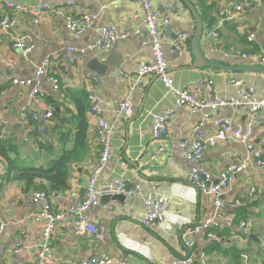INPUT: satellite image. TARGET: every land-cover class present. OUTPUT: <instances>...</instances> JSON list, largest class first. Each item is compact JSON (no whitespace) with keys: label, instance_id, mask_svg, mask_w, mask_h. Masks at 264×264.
<instances>
[{"label":"crops","instance_id":"obj_1","mask_svg":"<svg viewBox=\"0 0 264 264\" xmlns=\"http://www.w3.org/2000/svg\"><path fill=\"white\" fill-rule=\"evenodd\" d=\"M5 1L28 8L54 2ZM71 1L73 6L61 2L47 11L37 13L34 10L18 15L10 36L0 41V116L8 122L6 138L0 143L1 150L7 158L16 161V173L29 167H48L51 156L42 144H51L58 153L63 147L71 156L67 187L51 192L46 185L45 193L54 210H77L100 151L96 137L97 116L88 111L91 94L99 100L101 116L115 127L111 136V158L96 185L122 179L129 186H138L139 195L111 200L103 198L98 206L89 210V220L102 229L101 241L94 236L76 235L71 224L74 216L60 224L52 236L53 258L49 264H76L96 255H108L116 263L126 259L127 264H171L188 255L194 264H264V166L251 161L248 169L236 176L221 197L224 202H239L241 206L224 211L233 215V225L219 232L220 240L189 236L187 239L194 242V246L186 248L180 235L184 234V238L187 230L216 213L213 199L202 195L189 183L191 169L198 167L216 180L236 158L246 156L245 147L229 140L208 147L201 160L187 161L180 142L197 137L192 129L202 114L177 108L175 95L155 77H147L142 89L133 93L132 116L117 118L119 102L132 84L139 64L152 61L149 46H142L138 38L129 36L108 51L95 49L76 54L75 63L71 64L66 49L81 50L94 44L96 32L89 30L74 35L66 28V17L86 14L95 18V28L113 26L119 33L139 29L145 35L141 7L137 0ZM189 1L203 20L204 32L199 41L201 52L211 62L226 68H194L190 45L195 32L192 15L180 0H153V7L161 19L160 38L173 88L176 91L187 87L201 89L199 81L209 79L213 82L215 95L229 100L238 97V89L230 81L239 80L241 88L253 87L255 97L264 98V65L241 57L253 54L264 58V0L252 11L245 12H235V0ZM1 4L0 1V17L3 13ZM164 19L168 23H164ZM214 28L218 33L216 51L211 50L208 33ZM179 33L190 35L188 50L182 55L172 48L174 36ZM249 34L254 35L252 42L247 41ZM18 38L33 45L27 55L14 48V40ZM47 56L51 58L49 72L59 77L60 88L54 91L46 80H42L39 90L44 97L36 102L32 88L19 87L12 82L32 80L36 67ZM120 72L125 77H119ZM79 108L86 123L85 146H74L76 130L73 128L69 141L59 143V136L51 128L59 119L75 117L78 120ZM167 109H175V115L166 135L157 140L153 136L151 116ZM47 110L54 111L56 117L49 120L44 132H40L43 122L32 120V116L42 117ZM218 119L244 125L250 116L244 106L227 107L207 118L202 131L207 135L214 134ZM252 128V143L257 148L264 144V110L252 120ZM160 148L162 152H158ZM5 156L0 154V222L4 224L0 235V264H32L36 262L42 229V222L33 220L42 206L33 195L42 191L21 181H6L5 174L1 176L2 172H8ZM35 183L41 187L45 185L42 181ZM151 194L165 198L166 213L169 219L176 218V223L168 220L163 226L153 228L140 225L145 212L144 202ZM241 221H246L244 230L239 226Z\"/></svg>","mask_w":264,"mask_h":264},{"label":"built area","instance_id":"obj_2","mask_svg":"<svg viewBox=\"0 0 264 264\" xmlns=\"http://www.w3.org/2000/svg\"><path fill=\"white\" fill-rule=\"evenodd\" d=\"M3 9L0 17V41L3 37L10 36V31L13 26L15 18L24 12L47 11L54 6L63 2L67 6H73L71 0H54L49 4H42L37 8H28L21 4L0 0ZM143 13V28L145 35L139 29L131 30L128 33H119L113 26H100L95 28V18L83 14L81 16H73L71 14L66 17V28L74 35H82L83 33L94 30L96 32V41L94 44L86 46L81 50H76L71 47L66 49L68 60L71 64L75 63L76 54H84L87 51L102 50L108 51L112 49L119 40L127 37H136L139 39L142 46H149L152 54V61L150 63H140L133 78L132 84L128 87L126 95L120 100L118 105L117 118H130L132 116L131 97L136 90H141L144 86V80L147 77H155L176 97L177 108H187L191 113L202 114V118L193 127L192 133L197 134L196 138L187 139L180 142V147L184 152V156L189 162H196L203 158L208 147H215L216 145L232 140L242 144L246 150V156L243 158H236L235 161L229 164L217 177L216 180L210 174L203 172L198 167H193L189 174V183L195 187L202 195L209 196L213 199V208L216 213L207 219H204L199 224L187 230L182 242L185 241V247L192 249L194 242L189 241V236H200L207 240L219 241L222 230L230 228L233 225V215L224 213L228 208L235 209L241 206L239 202L227 203L221 197L228 191L230 184L235 180L236 176L245 172L251 161L255 162L257 166H264V144L257 148L252 143L253 128L252 120H254L258 113L264 110V98H256L253 87L241 88L242 83L239 80H231L230 83L237 87L238 97L229 100H222L215 95L213 90V82L211 80L202 79L198 85L201 89H192L187 87L182 91H176L173 88V80L169 76V63L165 57L163 50V43L160 38L159 21L161 20L158 13L153 7V0H137ZM261 0H235V12L252 11L253 7ZM229 21L228 19H226ZM168 23V20H162ZM34 23H37L36 21ZM210 30L209 36L212 41V51H216V42L218 40V33L215 30ZM253 34L247 36V41L252 42ZM190 35L188 33H179L172 41V48L178 55L184 54L188 50ZM14 48L19 50L23 55H27L33 49V45L23 39L18 38L14 40ZM251 62L264 65V58L257 55L243 54L241 56ZM51 58L49 56L42 59L36 67L32 80H14L13 85L19 87L32 88L31 94L35 101L38 102L44 97V94L39 90V85L42 80H46L54 91L60 88L59 77L49 72ZM119 77H125L120 72ZM90 114L97 116L96 137L99 145V156L97 162L91 171L88 178L87 185L80 206L77 210H54L51 207V201L45 192H36L33 195L35 201H40L42 206L36 216L33 218L35 222H42L41 229V244L36 255V262L32 264H49L52 261L51 240L53 233L57 227L74 216L72 227L78 236H94L99 241L103 239L102 229L96 227L92 221L89 220L87 213L95 206H98L101 200L105 197L124 196L134 197L139 195L138 186H129L125 180H117L113 183H107L102 186H97L96 181L111 158V136L115 129L113 124L104 120L100 114L99 100L93 95H89ZM244 106L250 116V120L244 125L240 123H233L228 120L218 119L215 121L216 131L212 135H207L202 131L204 123L207 118H211L218 111L227 107H241ZM30 107V106H29ZM175 115V109H167L164 112H159L151 116L152 132L155 139H161L167 133L168 125ZM52 118V111L47 110L42 117L32 116V120L40 119L43 124L40 127V132H44L46 124ZM8 122L0 116V143L5 140V130ZM123 140L121 139V142ZM160 148L158 152H162ZM166 200L159 194L149 195L145 202V212L140 219V225L146 228H153L156 226H163L168 220L176 223L177 219H169L170 216L165 210ZM180 221V220H179ZM239 226L242 230L246 229V221H241ZM4 230V224L0 222V235ZM184 235V234H183ZM184 239V240H183ZM184 243V242H183ZM28 264V263H23ZM76 264H127L126 259H122L116 263L108 255H96L89 259L82 260ZM171 264H194V260L190 255L183 259H175Z\"/></svg>","mask_w":264,"mask_h":264},{"label":"trees","instance_id":"obj_3","mask_svg":"<svg viewBox=\"0 0 264 264\" xmlns=\"http://www.w3.org/2000/svg\"><path fill=\"white\" fill-rule=\"evenodd\" d=\"M203 21V20H202ZM210 24L209 26H211ZM212 27H210L211 29ZM56 117V113L52 112V118ZM69 127V128H67ZM71 128L76 130L73 135L74 146H80L81 148L85 146L86 142V123L82 118V111L79 108L78 111V120L75 117H66L59 119V122L51 128L58 136V141L61 144H64L65 141H69L71 137ZM42 148L51 156V160L48 164V167L45 169L43 167H29L24 169H17L16 161L11 160L5 156V153L2 152L0 146V154L5 156L4 159L8 163V172L4 171L1 173V176L5 177L6 181L10 179L24 182L27 186H32L38 191L46 192V185L48 190L51 192H58L64 190L67 187V179L69 175V168L71 162L70 153L66 152L62 147L60 153H58L51 144H42ZM14 173V174H13ZM13 174V176H12ZM36 181H42L45 183L44 186L37 185Z\"/></svg>","mask_w":264,"mask_h":264},{"label":"water","instance_id":"obj_4","mask_svg":"<svg viewBox=\"0 0 264 264\" xmlns=\"http://www.w3.org/2000/svg\"><path fill=\"white\" fill-rule=\"evenodd\" d=\"M185 7L188 9V11L190 12V14L192 15L194 21H195V32H194V36L190 42L191 45V49H192V53L194 56V68H200V67H204V68H209V69H223L226 68L225 66H221L219 64H216L214 62H211L210 60H208L207 58H205V56L203 55V53L200 50L199 47V41L201 39V37L203 36V32H204V25L202 22V18L200 17L199 13L197 12L196 8L193 6V4L189 1V0H180ZM176 35L174 36V38L176 39ZM246 68H244L245 70ZM261 71V70H260ZM262 71H264V69H262ZM106 199H122L125 198L124 196H114V197H105ZM181 239H182V235Z\"/></svg>","mask_w":264,"mask_h":264},{"label":"bare ground","instance_id":"obj_5","mask_svg":"<svg viewBox=\"0 0 264 264\" xmlns=\"http://www.w3.org/2000/svg\"><path fill=\"white\" fill-rule=\"evenodd\" d=\"M40 244H41V241H40ZM51 244H52V242H51Z\"/></svg>","mask_w":264,"mask_h":264}]
</instances>
